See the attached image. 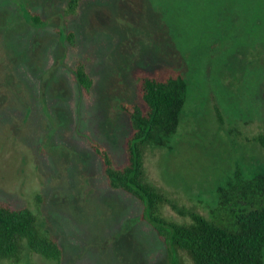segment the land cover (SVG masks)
<instances>
[{
  "label": "rangeland",
  "instance_id": "374dc122",
  "mask_svg": "<svg viewBox=\"0 0 264 264\" xmlns=\"http://www.w3.org/2000/svg\"><path fill=\"white\" fill-rule=\"evenodd\" d=\"M68 7L0 0V200L39 216L63 249L61 264H192L142 219L139 200L109 186L90 143L124 164L132 125L121 104L141 102V75L173 70L186 76L189 95L170 148L144 156L148 179L204 214L235 172H264L255 143L264 130V0ZM81 64L89 94L73 75ZM163 211L187 221L169 205ZM0 264L54 263L26 250Z\"/></svg>",
  "mask_w": 264,
  "mask_h": 264
},
{
  "label": "trees",
  "instance_id": "16d2710c",
  "mask_svg": "<svg viewBox=\"0 0 264 264\" xmlns=\"http://www.w3.org/2000/svg\"><path fill=\"white\" fill-rule=\"evenodd\" d=\"M81 0H69L68 13H75ZM41 23L38 15L26 13ZM35 23V24H36ZM70 41L75 39L68 34ZM74 77L85 94L93 81L81 64ZM189 82L179 71L143 74L139 78L141 102L122 103L130 118L132 133L126 140V162L117 165L100 142L90 145L102 162L109 186L141 202L142 219L156 231L174 254L183 253L192 264H264V172L246 176L241 170L225 186L216 188V201L202 214L188 211L154 185L145 172L144 156L152 148H170L178 132L189 95ZM264 149V130L255 138ZM169 205L183 219L177 222L164 214ZM61 264L63 249L30 208H17L0 200V261H20L25 251Z\"/></svg>",
  "mask_w": 264,
  "mask_h": 264
}]
</instances>
